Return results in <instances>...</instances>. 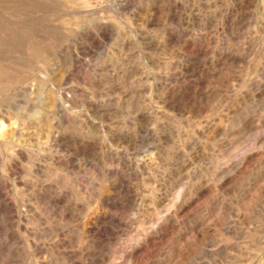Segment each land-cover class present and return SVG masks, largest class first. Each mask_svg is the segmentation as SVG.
Returning <instances> with one entry per match:
<instances>
[{"label":"rangeland","instance_id":"1","mask_svg":"<svg viewBox=\"0 0 264 264\" xmlns=\"http://www.w3.org/2000/svg\"><path fill=\"white\" fill-rule=\"evenodd\" d=\"M0 264H264V0H0Z\"/></svg>","mask_w":264,"mask_h":264},{"label":"bare ground","instance_id":"2","mask_svg":"<svg viewBox=\"0 0 264 264\" xmlns=\"http://www.w3.org/2000/svg\"><path fill=\"white\" fill-rule=\"evenodd\" d=\"M196 46V45H195ZM200 49V48H199ZM205 50H206V48H205ZM203 51H204V49H203ZM32 131V130H31ZM32 133H33V131H32ZM20 134V133H19ZM35 134V133H34ZM33 136V135H32ZM31 137V136H30ZM122 138V137H121ZM29 139V138H28Z\"/></svg>","mask_w":264,"mask_h":264}]
</instances>
